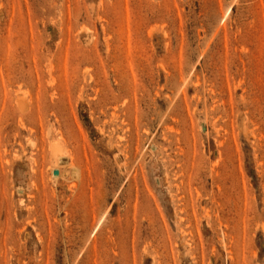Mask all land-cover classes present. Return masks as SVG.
<instances>
[{"label":"rangeland","instance_id":"rangeland-1","mask_svg":"<svg viewBox=\"0 0 264 264\" xmlns=\"http://www.w3.org/2000/svg\"><path fill=\"white\" fill-rule=\"evenodd\" d=\"M0 264H264V0H0Z\"/></svg>","mask_w":264,"mask_h":264},{"label":"bare ground","instance_id":"bare-ground-1","mask_svg":"<svg viewBox=\"0 0 264 264\" xmlns=\"http://www.w3.org/2000/svg\"><path fill=\"white\" fill-rule=\"evenodd\" d=\"M21 111H23V110H21ZM23 124V123H22ZM62 138V137H61ZM63 139V138H62ZM31 143V142H30ZM32 144V143H31ZM65 145V144H64ZM22 146V145H21ZM32 147H35V146H32ZM65 147V146H64ZM69 151V150H68ZM62 152V150H61V148H60V146H54L53 148H52V155H53V160H54V163L58 166L59 164H62V162H63V159H64V155L61 153ZM70 152V151H69ZM72 153V152H71ZM70 155V154H69ZM15 156H17V155H15ZM72 156V155H71ZM67 158V157H66ZM72 159V158H71ZM65 161V160H64ZM72 161H73V159H72ZM66 163V162H65ZM73 163V162H72ZM51 169V168H50ZM74 171V170H73ZM76 171V170H75ZM35 172V171H34ZM52 173H53V171H52ZM75 185V184H74Z\"/></svg>","mask_w":264,"mask_h":264}]
</instances>
